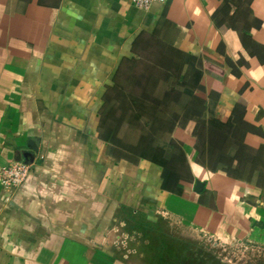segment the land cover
I'll return each mask as SVG.
<instances>
[{"label": "crops", "instance_id": "crops-1", "mask_svg": "<svg viewBox=\"0 0 264 264\" xmlns=\"http://www.w3.org/2000/svg\"><path fill=\"white\" fill-rule=\"evenodd\" d=\"M155 70L172 74L157 97L170 92L177 116L181 193L163 188L162 166L111 141L112 110L141 111L126 91L141 93L138 79ZM204 126L227 127L264 158V0L147 11L132 0H0V169L34 155L23 185H0V264L166 263L147 222L186 239L250 237L264 222V187L228 174L238 161L203 147Z\"/></svg>", "mask_w": 264, "mask_h": 264}, {"label": "trees", "instance_id": "trees-1", "mask_svg": "<svg viewBox=\"0 0 264 264\" xmlns=\"http://www.w3.org/2000/svg\"><path fill=\"white\" fill-rule=\"evenodd\" d=\"M172 74L170 72H159L158 70L152 71L147 75H143V80L138 79L141 85V93L137 94L136 90H127L125 97L132 98L134 101L138 99V105L141 106V111H137L136 106H130L131 115L129 110L125 109L124 112L128 120L120 119L116 116L115 111L113 120L111 121L113 136L112 143L121 147L129 153V156L137 159H146L151 162L157 163L164 169L163 174V188L173 193H181L182 185L180 180L189 175V168L184 152L175 140L171 138V134L176 126L177 116H168V107L166 100L171 97L170 92H165L161 98L157 97L158 84L162 81L168 82ZM137 81V80H136ZM123 94H119L118 96ZM193 95V94H192ZM117 112V111H116ZM129 123V128L138 132L136 142L129 143L127 138L120 139L117 134L122 129L123 125ZM107 124V122H106ZM223 129V128H222ZM219 128L212 129L207 134L205 126L201 136V142L205 148V143L208 145H215L222 151L221 158H229L232 163L238 161L237 167L227 168L229 175H234L242 178H257V185L264 187V158L263 149L255 151L254 153L245 145L240 143V138L231 140L227 134H232L230 129L222 130ZM227 130V131H226ZM225 131L226 136H223ZM231 141L234 142V147L231 146ZM202 154V153H201ZM224 160V159H221ZM254 164H250L252 161ZM250 161V162H249ZM251 166H249V165ZM213 163H209L210 169H216ZM237 174H233L236 173ZM249 175V176H248Z\"/></svg>", "mask_w": 264, "mask_h": 264}, {"label": "rangeland", "instance_id": "rangeland-1", "mask_svg": "<svg viewBox=\"0 0 264 264\" xmlns=\"http://www.w3.org/2000/svg\"><path fill=\"white\" fill-rule=\"evenodd\" d=\"M121 133L129 143L136 142L138 138V132L130 129L129 123L123 125ZM145 224L153 232L147 234V240H156L158 245L155 252H159V256L167 257L168 261L163 264H264V222L262 221L253 228L250 237L240 240L222 239L204 234L194 237L196 239H186L178 230L170 233L163 225H155V227L148 222ZM160 245L163 246L164 251L160 249ZM164 245L168 247L167 250ZM148 253L150 257L151 252ZM143 263L149 264L145 260Z\"/></svg>", "mask_w": 264, "mask_h": 264}, {"label": "built area", "instance_id": "built-area-1", "mask_svg": "<svg viewBox=\"0 0 264 264\" xmlns=\"http://www.w3.org/2000/svg\"><path fill=\"white\" fill-rule=\"evenodd\" d=\"M168 0H132L135 8L147 11L156 3H166ZM31 166L24 162H15L0 169V185L5 189L18 188L28 179Z\"/></svg>", "mask_w": 264, "mask_h": 264}, {"label": "water", "instance_id": "water-1", "mask_svg": "<svg viewBox=\"0 0 264 264\" xmlns=\"http://www.w3.org/2000/svg\"><path fill=\"white\" fill-rule=\"evenodd\" d=\"M22 158L24 159L25 164L31 165L34 160V155L31 153H26V154H23ZM204 187H205V183L201 181H197L195 190L197 193H201Z\"/></svg>", "mask_w": 264, "mask_h": 264}]
</instances>
